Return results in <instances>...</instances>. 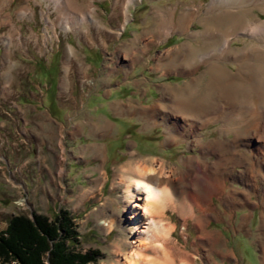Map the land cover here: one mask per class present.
I'll return each instance as SVG.
<instances>
[{"label": "rangeland", "instance_id": "obj_1", "mask_svg": "<svg viewBox=\"0 0 264 264\" xmlns=\"http://www.w3.org/2000/svg\"><path fill=\"white\" fill-rule=\"evenodd\" d=\"M212 1L134 0L126 17L128 0H71L80 11L63 18L51 0H0V235L15 216L64 211L73 250L124 264L138 235L128 167L143 162L191 175L183 191L198 204L163 211L191 264H264V142L236 119L264 97V0Z\"/></svg>", "mask_w": 264, "mask_h": 264}, {"label": "bare ground", "instance_id": "obj_2", "mask_svg": "<svg viewBox=\"0 0 264 264\" xmlns=\"http://www.w3.org/2000/svg\"><path fill=\"white\" fill-rule=\"evenodd\" d=\"M228 1L229 0H213L211 5L214 6ZM51 2H54L57 11L62 13L63 18L71 14L76 15V13H79L80 11L76 4L71 3V0H51ZM133 2L134 0H128V3L126 4V17H128L129 4ZM94 13V11H91L90 16H88L90 19L88 20L91 21L94 19V17H92ZM20 14L22 16H26L25 11L20 12ZM76 18L77 17L73 19L75 20ZM49 19L50 18L47 16V20ZM85 19L86 18L82 16L83 22L85 21ZM171 22H169L167 19L162 18L161 23L158 25V30L163 33L168 31V26H172ZM67 28L69 27L66 26L64 29ZM175 29L176 27L172 28V30ZM256 29H264V24L258 23ZM10 40L11 38L6 39V44L8 47L10 46V44H12ZM228 40L229 37L225 40L223 46L221 48H218L219 50H217L216 52H211L212 56L217 55L215 59L229 55L228 48L230 47V42ZM226 48L228 51L225 50ZM241 55L242 57H244L245 61L246 52L244 51V53ZM212 56L208 53L201 54L198 56V59H200L199 61L202 62V64L205 63V65H208L209 61L213 59ZM243 94L246 95L245 93ZM243 101L239 104V113L236 115L237 123L242 124L243 122H246L247 124L249 122L251 123V121L254 120L255 125L260 124L259 133L261 135L262 141L264 142V120L263 122L259 123V118L264 112V97L262 96V101L260 99L257 101L247 100V102L245 103H249L248 106H243V104L245 105ZM245 113H249L250 117L248 116L245 121L244 118L243 120L239 119L242 118V115H244ZM211 170L212 167L210 169H208L207 167H203L201 174H203V176L205 177L207 176V179L209 180L211 185L216 190H218V181L220 179L218 180L217 177L214 176L215 173L211 174ZM128 171H132L136 175V177L133 176V178L141 180L146 179L149 184H154L158 187L166 184L168 188L171 189V191L173 189V192L179 194L180 196L178 195V198H175L173 196V192H171V196L169 197L166 194L165 199H163L162 201L149 202L146 200V197L144 196L145 194L143 192L138 191L135 186H132L129 191L128 185H126V188L124 189L127 201L126 204H128L127 208H132L130 217L132 218V225L135 229L134 231L137 232L136 234L138 235L137 238H133L132 244H134V246L131 249L130 254L128 256H124V264H181L182 261L184 262V264H191L190 256L185 252L181 251L179 247H177L171 242L170 238L172 237V231L174 230V227L172 226V224H166L163 219V211L165 209H168V207L171 205L174 207V211H177L183 217L186 215L185 213L187 211L185 205L188 207L191 203V200L198 204V200L196 197H192L185 191H183L184 189H188L186 187V183H188L189 179H191V175L189 176L188 174L184 173L180 178H178L179 180L177 182H174L170 179L171 176L166 172L164 168L161 167V165L159 168L155 167V165L150 167L149 165L144 164L143 162L136 163L135 165L130 164L128 167ZM138 172L142 175H138ZM153 172L155 173L154 175L149 174ZM126 173H128L127 170ZM128 183L129 181L127 182V184ZM142 207L146 209L144 211L143 217H141V215L137 212V209L141 210ZM127 217H129V215ZM188 217L189 215L186 218ZM203 217H205V215ZM198 219L199 216L195 218V220Z\"/></svg>", "mask_w": 264, "mask_h": 264}, {"label": "trees", "instance_id": "obj_3", "mask_svg": "<svg viewBox=\"0 0 264 264\" xmlns=\"http://www.w3.org/2000/svg\"><path fill=\"white\" fill-rule=\"evenodd\" d=\"M52 219L25 215L10 219L7 230L0 235L1 264L17 261L20 264H90L91 254L72 248L77 243L72 232L73 220L62 211Z\"/></svg>", "mask_w": 264, "mask_h": 264}, {"label": "clouds", "instance_id": "obj_4", "mask_svg": "<svg viewBox=\"0 0 264 264\" xmlns=\"http://www.w3.org/2000/svg\"><path fill=\"white\" fill-rule=\"evenodd\" d=\"M138 175H142L141 173H137ZM154 175L155 173H149ZM128 185V190L130 191L132 186H135V188L140 191L143 192L146 197V200L149 202H159L162 201L163 199H165V195L167 194V196H171V189L168 188V186L162 185V186H156L154 184H149L146 179H135V178H130ZM146 209H144L142 207V211H145ZM181 264H184V262L182 261Z\"/></svg>", "mask_w": 264, "mask_h": 264}, {"label": "crops", "instance_id": "obj_5", "mask_svg": "<svg viewBox=\"0 0 264 264\" xmlns=\"http://www.w3.org/2000/svg\"><path fill=\"white\" fill-rule=\"evenodd\" d=\"M64 86H65V85H64ZM131 115H135V114L132 112ZM159 141H160V142H161V141L163 142V139L161 138ZM12 155H14V157H13ZM4 157L7 158V160H9V162H10V163L7 165L8 168L11 167L12 164H14V163L16 162L17 159H21V157H17V156H15V152H14V151L11 152V155H4ZM15 159H16V160H15ZM3 173H4V172H3ZM4 174H5V173H4ZM10 175H11V173H9V176H8L9 179H10ZM18 177H20V180H21V179L24 180V178H25V176H22V173H20L19 176H18V174L16 175V174L14 173L13 178L17 179ZM11 178H12V176H11ZM13 188H14V186H13ZM16 193H17V192H16ZM18 193H19V192H18Z\"/></svg>", "mask_w": 264, "mask_h": 264}]
</instances>
